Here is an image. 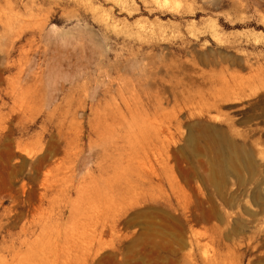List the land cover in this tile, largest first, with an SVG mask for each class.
Instances as JSON below:
<instances>
[{
    "label": "rangeland",
    "instance_id": "374dc122",
    "mask_svg": "<svg viewBox=\"0 0 264 264\" xmlns=\"http://www.w3.org/2000/svg\"><path fill=\"white\" fill-rule=\"evenodd\" d=\"M264 264V0H0V264Z\"/></svg>",
    "mask_w": 264,
    "mask_h": 264
},
{
    "label": "crops",
    "instance_id": "0c3cea01",
    "mask_svg": "<svg viewBox=\"0 0 264 264\" xmlns=\"http://www.w3.org/2000/svg\"><path fill=\"white\" fill-rule=\"evenodd\" d=\"M85 256H83L82 252L77 253L75 257L72 258L73 264H101V257H98L95 260L94 250L92 249L90 252H85Z\"/></svg>",
    "mask_w": 264,
    "mask_h": 264
}]
</instances>
